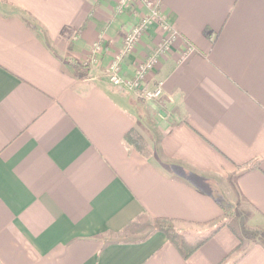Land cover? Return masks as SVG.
I'll return each instance as SVG.
<instances>
[{
	"label": "crops",
	"instance_id": "0c3cea01",
	"mask_svg": "<svg viewBox=\"0 0 264 264\" xmlns=\"http://www.w3.org/2000/svg\"><path fill=\"white\" fill-rule=\"evenodd\" d=\"M118 2L0 0V264H264L257 238L233 253L230 224L187 259L153 227L201 241L236 196L241 227L264 228V0ZM152 9L168 31L151 21L121 66L131 79L176 33L147 102L107 67Z\"/></svg>",
	"mask_w": 264,
	"mask_h": 264
},
{
	"label": "built area",
	"instance_id": "2783aa9c",
	"mask_svg": "<svg viewBox=\"0 0 264 264\" xmlns=\"http://www.w3.org/2000/svg\"><path fill=\"white\" fill-rule=\"evenodd\" d=\"M136 0H119L117 10L124 11L135 3ZM148 5H151L148 3ZM151 21H157L163 27L164 30L168 31V26L163 22L155 9H152L151 14L148 18H143L138 24H136L129 32L123 37L121 49L114 55L112 61L107 67V78L110 84L113 86H124L131 90H136L137 94L145 101L152 102L158 100L162 94V82H157L154 86L148 87L146 84L147 75L154 69L157 57L165 52L171 42L176 38V33L170 32L169 36L155 48V50L141 62L133 75V77L127 80L121 74V66L124 59L132 52L135 48L140 36L148 28ZM191 52L192 48H188ZM104 52L103 44L98 41L94 44L90 55V62H95L96 58Z\"/></svg>",
	"mask_w": 264,
	"mask_h": 264
},
{
	"label": "trees",
	"instance_id": "16d2710c",
	"mask_svg": "<svg viewBox=\"0 0 264 264\" xmlns=\"http://www.w3.org/2000/svg\"><path fill=\"white\" fill-rule=\"evenodd\" d=\"M73 65V64H72ZM125 141L134 147H136L139 150H142L143 148V142L142 140L137 136V134L134 131L129 132L125 136ZM225 213L227 214L228 211L225 210ZM227 223L224 220H220L216 226V228L210 232V234L202 239L199 242H196L194 244L189 243L176 229H175V220L169 219V218H156L153 220V227L154 230L162 232L166 238L167 241L177 250V252L181 255L183 259H187L193 252H195L203 243L208 239L210 235H212L217 229L220 227L226 225ZM232 228V227H231ZM233 229V228H232ZM243 235L244 237H241L238 235L240 244L235 248L233 253H241V246L244 242V239L247 240H255L258 238V231L249 230L246 227H242ZM226 264V260L221 263Z\"/></svg>",
	"mask_w": 264,
	"mask_h": 264
},
{
	"label": "rangeland",
	"instance_id": "374dc122",
	"mask_svg": "<svg viewBox=\"0 0 264 264\" xmlns=\"http://www.w3.org/2000/svg\"><path fill=\"white\" fill-rule=\"evenodd\" d=\"M90 58V56H89ZM90 60V59H88ZM73 61V60H71ZM90 62V61H89ZM74 67L79 69L78 66H76L74 62H72ZM85 68V67H82ZM86 69V68H85ZM80 70V72L83 74L85 72L90 73V71L88 70ZM110 84V83H109ZM112 85V84H111ZM135 92H137L136 90H133ZM227 215H226V219L225 222L227 224H230L231 226L234 227V229H236L238 231V234L241 237H244L243 235V230H242V225L245 219V215L242 214L243 211L245 212V205L243 204V202L236 196H234V200H232V203H229L227 206ZM175 229L189 242V243H196L199 242V239L202 238L203 233H199L202 232L203 229L199 228V227H192V226H183V227H178L176 224L174 225ZM262 231H258L259 235L258 238L261 241H264V228L263 229H259ZM204 232V231H203ZM251 241V240H250ZM249 240H247L246 238L244 239V242L241 246V251L245 250V247L248 245V243L250 242Z\"/></svg>",
	"mask_w": 264,
	"mask_h": 264
}]
</instances>
